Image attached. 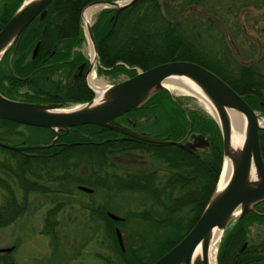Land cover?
<instances>
[{"label": "trees", "instance_id": "trees-1", "mask_svg": "<svg viewBox=\"0 0 264 264\" xmlns=\"http://www.w3.org/2000/svg\"><path fill=\"white\" fill-rule=\"evenodd\" d=\"M96 1L116 0H53L45 10L46 15L28 27L38 29L40 55L50 52L53 45H80L84 41L82 11ZM22 2L2 0L0 30ZM248 8L253 11H247ZM263 9L264 0H137L119 11L103 10L92 27L100 65L110 70L101 72L132 77L135 70L128 68L146 71L168 62L188 61L216 74L237 94L245 96L258 111V97L264 101L261 80L255 73L246 74L240 61L258 58L256 46L260 29L264 27ZM248 29L255 32L256 41L248 40ZM239 38L246 51L237 44ZM63 58L55 56L51 60ZM78 93L80 97L74 99L19 100L67 106L88 102L93 96L84 87ZM168 105L166 93H160L127 117L147 116L151 108ZM169 108L175 109L170 105ZM169 117L166 118L174 124L182 122L173 115ZM192 118L194 131L208 136L211 144L198 155L181 146L144 143L95 125L61 133L48 148L14 152L0 147V151L14 159L15 164L0 163V170L11 182L10 185L0 179V187L7 195L0 206V228L12 225L24 215L27 209L24 206L32 193L66 196L83 186L106 195L134 194L143 207L129 213V217L127 215L120 223L108 219L105 205L90 211L104 223L105 232L115 246L118 257L115 264H153L197 223L221 171L223 153L217 124L200 114L193 113ZM182 120L183 123L187 121L185 117ZM18 127L16 123L0 119V140L4 141L3 136L17 135ZM40 131L47 136L46 144L56 137L50 130ZM259 143L264 160V131L259 133ZM16 188L22 192L20 202ZM56 203L64 204L61 200ZM61 209L49 210L44 221L45 233L53 244L58 237L56 215ZM130 219L149 227L151 236H143L140 240L143 244L136 251L123 252L111 227L123 225ZM263 219L250 213L238 220L222 239L218 264H264V241L248 244L241 251L249 227ZM0 264H14L11 253H0Z\"/></svg>", "mask_w": 264, "mask_h": 264}, {"label": "water", "instance_id": "water-1", "mask_svg": "<svg viewBox=\"0 0 264 264\" xmlns=\"http://www.w3.org/2000/svg\"><path fill=\"white\" fill-rule=\"evenodd\" d=\"M52 1L23 0L21 6L0 30V61L6 50L18 43L32 21L40 14L45 15L44 10ZM136 1H97L83 10L82 20L86 26L95 59L97 49L91 27L84 19V11L91 7L119 11L133 5ZM136 71L135 76L107 86L101 95L93 91L95 97L90 102L71 109H64L61 104L15 101L0 94V119L28 127L51 130L56 134L55 139L45 146H11L0 142V147L15 152L48 148L53 146L62 132L68 133L72 128L95 125L146 143L171 144L187 149L186 145H182V141L149 138L142 133L126 129L114 121L141 109L153 96L163 92L170 93L165 84L168 85L173 80H188L201 91L214 108L215 114L212 111L211 114L221 134L223 166L216 188L197 223L177 245L153 264H207V252L213 233L219 231L222 234L247 213L255 212L254 206L264 201V162L258 137L259 131L264 130V125L260 124L264 123V117L251 109L243 97L219 77L195 63L175 61L146 71L138 69ZM231 115L245 120L244 140L239 149H233L231 146ZM194 141L196 146H208V140L202 135L194 136ZM225 165L232 167V173L227 184L220 190L219 184ZM79 190L93 192L84 187H79ZM108 216L114 221L120 220L112 214ZM116 237L120 247L124 249L119 230H116ZM199 246L203 259L194 257ZM246 246L244 244L242 250ZM11 251L12 249L0 250L1 253Z\"/></svg>", "mask_w": 264, "mask_h": 264}, {"label": "rangeland", "instance_id": "rangeland-1", "mask_svg": "<svg viewBox=\"0 0 264 264\" xmlns=\"http://www.w3.org/2000/svg\"><path fill=\"white\" fill-rule=\"evenodd\" d=\"M1 2L2 0H0ZM197 11L201 12L200 9ZM247 11L252 12L253 10L248 8ZM98 13L99 11H96L91 17V25L96 21ZM243 26L245 27L244 24ZM247 33L248 40L256 41L255 32L248 29ZM240 42L239 38L237 44ZM240 46L242 45L240 44ZM229 47L232 48L231 45ZM241 50L246 51L244 46ZM83 51L89 58L90 48L87 43L84 44ZM99 79H102L105 84H114L126 79V77L120 74L113 80L106 77ZM171 95L179 98L192 113L212 117L211 111L207 110L204 101L199 97L174 90L171 91ZM12 97L19 100L18 96ZM161 115L164 118L167 116L166 113H161ZM127 127L157 140L177 139V132L180 131V127L172 130L168 128L169 126H161L155 122L151 126L144 127V129ZM15 133H17L15 136H3V142L11 146L23 143L27 146H44L47 142V136L40 130L21 126L16 129ZM0 163L8 166L15 165L14 159L1 151ZM0 179L6 180L11 185L8 176L1 170ZM44 184L53 188V185L49 183ZM15 190L17 199L19 202L22 201V192L19 188ZM6 197L5 191L0 187V206L5 202ZM58 200L64 204L56 203ZM26 205L28 207L21 218L8 227L0 228V250L13 248L10 253L14 264H115L118 258L115 246L105 232L104 223L97 220L90 210L105 205L108 209L107 212L125 219L129 213L139 211L140 208L138 207H143L141 202H137L134 194L106 195L101 191L87 194L77 188L71 191L70 195L58 197L53 193H32L28 196ZM54 207H62L56 215L58 237L55 244L45 233L44 226L47 212ZM111 228L113 231L116 228L120 230L125 250L136 251L143 244L140 242L143 236L146 235L149 238L151 236L149 227L142 223L133 222L131 219L123 225L114 224ZM223 236L224 232L221 234L219 244ZM262 241H264V219L254 222L249 227L245 238V243L249 245H256Z\"/></svg>", "mask_w": 264, "mask_h": 264}, {"label": "flooded vegetation", "instance_id": "flooded-vegetation-1", "mask_svg": "<svg viewBox=\"0 0 264 264\" xmlns=\"http://www.w3.org/2000/svg\"><path fill=\"white\" fill-rule=\"evenodd\" d=\"M262 12L264 13V9ZM35 20H38V18ZM37 34V28H27L20 37L18 44L10 46L2 56L0 62V94L4 97L15 100L12 99V96H18L19 99L26 98L35 101L51 99L62 100L64 98L74 99L80 97L78 92H80L82 87L91 92L89 87L90 77L94 78V80H102L99 79L100 77H106L113 80L115 77H118V75H114V73L103 75L99 65L94 68L91 66L83 51L84 44H86L84 42L80 45H53L50 52L47 51L40 55V43L37 40ZM259 35V42L256 46L258 51L257 60H243L240 61V63L245 68L246 74L248 72L255 73L259 80H261V88L264 92V27L260 29ZM56 51L59 53L56 54ZM55 56L65 58H63V60L60 59L59 61H57L58 59L51 60V58H54ZM254 66L256 67L255 70L253 69ZM166 95L167 103L175 109L169 108V105L165 108L160 107V109L155 107L150 109L151 113H148L147 116L127 117V115H125L119 118V123L123 126L137 129H144V127L151 126L153 122L161 126H169L168 128H171L172 130H176L180 127V131L177 132V139L166 138L165 140H184L183 144L190 147V149L187 150H191L189 152L193 153L196 152L198 155L203 147L196 146L193 139L195 135H198V132H195L193 129V113L184 106L179 98L172 97L169 94ZM243 98L251 109H253L246 97L243 96ZM258 99L260 100V109L258 111L255 109L253 110L259 116H264V101L259 97ZM17 101L40 103L23 100ZM53 103L63 105V103ZM161 113H166V117L173 115L182 122L174 124L173 121L168 120L167 118L163 119ZM183 117H185V120H187L188 123L187 121L186 123H183ZM188 131L190 132L188 133ZM208 142L209 146L206 148H209L211 145L209 139ZM25 145L26 144L24 143L22 144V146ZM24 207H28V205H25ZM254 207L256 213L260 215L264 214V202L259 203ZM243 245L241 250L243 249Z\"/></svg>", "mask_w": 264, "mask_h": 264}, {"label": "bare ground", "instance_id": "bare-ground-1", "mask_svg": "<svg viewBox=\"0 0 264 264\" xmlns=\"http://www.w3.org/2000/svg\"><path fill=\"white\" fill-rule=\"evenodd\" d=\"M98 10L97 7H91L84 11V19L86 23L89 22L90 17ZM92 52V51H91ZM89 84L95 89V91L98 93V95H101V93L105 90L106 86L103 80H94V78H89ZM173 84V85H172ZM177 84V85H176ZM165 87L169 91H176V92H185L186 94H191L194 96L199 97L202 99L205 103V107L207 110L212 111V113L215 114L214 108L211 105V103L206 99V97L201 93V91L194 86L191 82L188 80H173L167 84H165ZM231 146L233 149H239L241 147V144L244 140L245 135V120L243 118H238L234 115H231ZM261 125H264L263 122L260 123ZM232 173V167L230 165H225L223 173L221 175V182L219 184V189L221 190L229 181ZM221 232L215 231L213 233V239L210 243V247L207 252V264H216V252L219 244V237ZM194 257L198 259H203V255L201 252V247L199 246L197 250L195 251Z\"/></svg>", "mask_w": 264, "mask_h": 264}]
</instances>
